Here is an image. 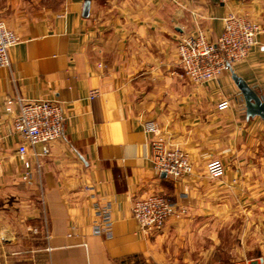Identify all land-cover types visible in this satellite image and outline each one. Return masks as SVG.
Instances as JSON below:
<instances>
[{
  "label": "crops",
  "instance_id": "obj_1",
  "mask_svg": "<svg viewBox=\"0 0 264 264\" xmlns=\"http://www.w3.org/2000/svg\"><path fill=\"white\" fill-rule=\"evenodd\" d=\"M231 14L261 26L257 45L218 80L194 83L179 42L198 30L217 42ZM0 19L20 38L0 68V264H158L163 238L236 222L264 243V121L246 117L232 78L264 95V0H0ZM19 99L58 101L66 118L49 154L28 152L27 180ZM147 121L189 154L191 175L154 169ZM214 159L221 178L207 174ZM152 194L178 210L144 232L132 209ZM97 205L111 207V237L93 234Z\"/></svg>",
  "mask_w": 264,
  "mask_h": 264
},
{
  "label": "built area",
  "instance_id": "obj_2",
  "mask_svg": "<svg viewBox=\"0 0 264 264\" xmlns=\"http://www.w3.org/2000/svg\"><path fill=\"white\" fill-rule=\"evenodd\" d=\"M263 29L250 19L231 14L224 18V32L217 42H210L204 31L198 30L183 38L178 44V61L183 74L194 83H204L218 80L225 71H230L233 65L245 61L251 50L257 45L258 37ZM20 38L0 19V68L10 66V49L17 45ZM13 102H9V106ZM20 111L14 122V131L24 143L20 144L17 153L26 170L24 179L32 175V164L27 159L30 150L43 146V154H49V145L61 140L64 136L65 115L63 108L55 100H24L19 99ZM231 101L223 100L218 104V110L230 108ZM11 111V107L7 108ZM146 133L152 135V162L154 169L173 179L189 176L193 165L189 154L178 147L170 145L162 136L154 121L144 123ZM207 174L210 178H221L226 174L225 164L219 160H211L207 164ZM178 206L175 202L161 194H152L138 199L133 206L132 215L138 226L144 232L161 231L166 223L175 216ZM185 213L184 209H179ZM111 207L96 206V221L93 234L96 236H112ZM38 233L37 229L33 230ZM232 264H264V256L256 258H241Z\"/></svg>",
  "mask_w": 264,
  "mask_h": 264
},
{
  "label": "rangeland",
  "instance_id": "obj_3",
  "mask_svg": "<svg viewBox=\"0 0 264 264\" xmlns=\"http://www.w3.org/2000/svg\"><path fill=\"white\" fill-rule=\"evenodd\" d=\"M238 223L236 222L233 227L226 224L215 230L211 227L202 230L194 228L198 231L195 241L190 239L188 231L185 237L179 232L174 234L173 238H163L158 264H232L244 255L247 258L264 256L262 249L264 243L254 241V238H262V236ZM212 234L216 236L213 237ZM209 238H218V240ZM240 250H245L246 253H239Z\"/></svg>",
  "mask_w": 264,
  "mask_h": 264
},
{
  "label": "water",
  "instance_id": "obj_4",
  "mask_svg": "<svg viewBox=\"0 0 264 264\" xmlns=\"http://www.w3.org/2000/svg\"><path fill=\"white\" fill-rule=\"evenodd\" d=\"M89 5L86 4L85 14L88 15ZM234 82L239 88L245 101L246 117H259L264 121V95H260L252 87H250L242 78L233 74Z\"/></svg>",
  "mask_w": 264,
  "mask_h": 264
}]
</instances>
